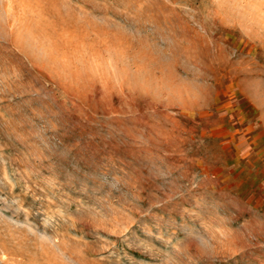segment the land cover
Segmentation results:
<instances>
[{
    "label": "rangeland",
    "instance_id": "obj_1",
    "mask_svg": "<svg viewBox=\"0 0 264 264\" xmlns=\"http://www.w3.org/2000/svg\"><path fill=\"white\" fill-rule=\"evenodd\" d=\"M0 264H264V0H0Z\"/></svg>",
    "mask_w": 264,
    "mask_h": 264
}]
</instances>
